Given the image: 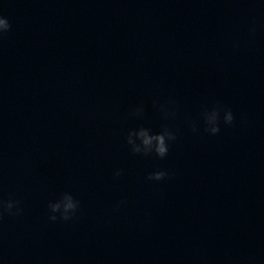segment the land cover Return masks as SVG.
<instances>
[{
    "label": "clouds",
    "instance_id": "clouds-1",
    "mask_svg": "<svg viewBox=\"0 0 264 264\" xmlns=\"http://www.w3.org/2000/svg\"><path fill=\"white\" fill-rule=\"evenodd\" d=\"M11 31V23L7 17L0 14V39L6 36ZM256 28L253 25L249 29V35L255 36ZM176 101L169 100L164 104L159 105V109L165 119L169 117H175ZM144 114L143 105H138L130 113V117L139 118ZM204 124V132L209 135H216L221 131V123L224 125H232L235 116L232 110L226 106L220 105L219 103L214 104L210 108L204 106L200 113ZM188 125L193 133L199 132V127L194 121H188ZM177 140L176 132L170 128L167 124L161 126L159 132H153L148 127H138L131 129L125 136V142L129 148V151L133 155L140 156H152L155 155L157 158L164 159L169 152L171 144ZM123 175L122 169H117L114 172L115 177ZM169 173L165 170H156L148 174L147 180L149 181H162ZM126 203L125 201H119L116 205L119 208L121 205ZM48 220L56 222L57 220L71 221L73 220L79 209L80 201L74 197L71 192H62L57 199L49 201L48 205ZM23 212L20 207V201L15 199L2 200L0 199V220L7 216H19Z\"/></svg>",
    "mask_w": 264,
    "mask_h": 264
}]
</instances>
